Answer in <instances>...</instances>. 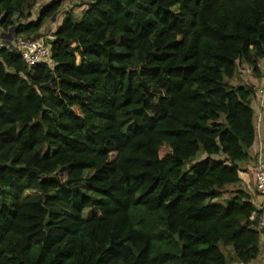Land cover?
<instances>
[{"label":"trees","instance_id":"trees-1","mask_svg":"<svg viewBox=\"0 0 264 264\" xmlns=\"http://www.w3.org/2000/svg\"><path fill=\"white\" fill-rule=\"evenodd\" d=\"M67 1L0 0V34L42 37ZM80 1L51 64L0 52V264L254 262L258 90L230 81L264 75V0Z\"/></svg>","mask_w":264,"mask_h":264},{"label":"crops","instance_id":"crops-1","mask_svg":"<svg viewBox=\"0 0 264 264\" xmlns=\"http://www.w3.org/2000/svg\"><path fill=\"white\" fill-rule=\"evenodd\" d=\"M54 22V20H52ZM62 19L56 21L53 32L58 25H60ZM257 89H261V83L257 82ZM255 83L253 85L256 86ZM253 109L255 111V127H256V138L253 146L249 150L250 161L244 165L245 172L241 173L242 184L241 187L248 191L252 195V200L255 206L261 210L264 205V197H262L257 191L256 180H255V170L258 165H264V99L263 102L261 97L258 96L253 103ZM261 162V163H260ZM240 187V188H241ZM261 254L260 256L250 264H264V232H261Z\"/></svg>","mask_w":264,"mask_h":264},{"label":"built area","instance_id":"built-area-1","mask_svg":"<svg viewBox=\"0 0 264 264\" xmlns=\"http://www.w3.org/2000/svg\"><path fill=\"white\" fill-rule=\"evenodd\" d=\"M52 32L46 38L39 37L37 39L31 38H13V40L5 42L0 40V52L2 49H9L18 52L23 61L29 66L36 64H51V49L47 41L54 40ZM261 100L264 99V89L259 90ZM261 163V162H260ZM255 180L257 191L264 197V165L260 164L255 170ZM261 213L258 222V229L264 232V205L261 208Z\"/></svg>","mask_w":264,"mask_h":264},{"label":"rangeland","instance_id":"rangeland-1","mask_svg":"<svg viewBox=\"0 0 264 264\" xmlns=\"http://www.w3.org/2000/svg\"><path fill=\"white\" fill-rule=\"evenodd\" d=\"M85 8H86V6L84 5V2H82L80 0H69V1H67L64 4L61 12L59 14H57L54 19H52V20H54V22H52V20H49L47 22L44 30L42 31L41 36L43 38H46L49 35V33L51 32V30L54 29V26L56 24V21H58V20L60 21L62 19V15L64 14V12H66V11H73V12L79 14ZM34 11H37V12H34V13L35 14H38V12H39L38 7H36ZM0 40L1 41H5V42H8V41L13 40V37H12V35L4 36V35H1L0 34ZM78 62H80V59L78 60ZM257 82L261 83L260 85H262V88L264 89V75H263L262 79H257L254 76V74L252 72V69L247 64H241L240 67H239V72L237 73L236 77L233 80L230 81V83H232L234 85H239V84H250V85H253V83L256 84ZM255 87L257 88V84H256ZM259 90L257 92L256 99H258V96H260ZM167 153H168V149L166 147H164L162 149V151H161V156H165ZM205 157H206V154L203 151H201L197 155V157L195 158V162H199V161L203 160ZM114 158H115V154H113L110 157V162L113 161ZM59 175H60V177L62 179H66L67 171H62ZM34 194L35 193H33V192L28 193V195H34ZM219 202L225 204V201L224 200H221ZM97 214H98V212L96 210L91 209V210H88V211H85L84 212V217L90 218V217H92L94 215H97Z\"/></svg>","mask_w":264,"mask_h":264},{"label":"water","instance_id":"water-1","mask_svg":"<svg viewBox=\"0 0 264 264\" xmlns=\"http://www.w3.org/2000/svg\"><path fill=\"white\" fill-rule=\"evenodd\" d=\"M221 154H223V153L221 152Z\"/></svg>","mask_w":264,"mask_h":264}]
</instances>
